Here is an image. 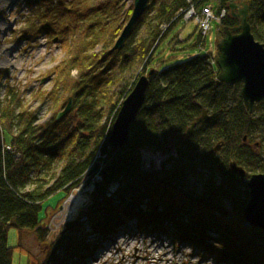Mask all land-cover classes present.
I'll return each instance as SVG.
<instances>
[{"label":"trees","instance_id":"obj_1","mask_svg":"<svg viewBox=\"0 0 264 264\" xmlns=\"http://www.w3.org/2000/svg\"><path fill=\"white\" fill-rule=\"evenodd\" d=\"M24 2L30 12L19 36L32 39L43 33L50 43L58 42L66 59L52 71L54 89L46 98H54L56 112L44 124L0 70V126L13 147L9 153L0 145V264H12L7 239L11 228L33 232L45 242L44 204L57 194L63 200L88 181L96 161L102 162L101 180L96 182L93 204L58 237L41 264H68L66 255L80 256L82 250L95 247L84 238L86 225L95 239L106 240L129 223L138 230L170 227L177 240L209 247L219 261L264 264V231L244 226L247 182L229 169L235 161L247 168L249 177L264 168L262 154H253L244 142L256 130L264 134V100L251 112L241 95L242 83L217 84L218 58L201 55L164 71L151 70L145 102L131 126L130 145L118 152L107 147L123 101L147 74L158 42L179 22L178 11L189 4L151 0L124 46L113 51L132 11L125 10V0ZM234 3L237 0H192L197 8L214 5L217 11L227 10L218 30L221 39L224 28L239 25L230 10ZM245 3L252 34L264 45V0ZM69 98L71 113L57 121ZM204 110L209 121L203 119ZM193 124L194 134L187 138ZM203 142L223 143L221 159L207 148L212 157L203 160L221 181L208 196L190 189L185 174L189 165L203 159L197 158ZM109 186L115 188L110 196Z\"/></svg>","mask_w":264,"mask_h":264},{"label":"rangeland","instance_id":"obj_2","mask_svg":"<svg viewBox=\"0 0 264 264\" xmlns=\"http://www.w3.org/2000/svg\"><path fill=\"white\" fill-rule=\"evenodd\" d=\"M125 4V10H132V15L134 0H125ZM206 7H212L215 10L214 5ZM181 11H178L176 17L181 18ZM29 12L30 9L24 0H0V70L6 72L5 82H9L20 90L24 104L30 111L37 114L39 124H44L50 121L56 112L53 107L54 98L52 96V98H46V96L49 93L52 94L54 89L55 75H52V71L66 59V52L58 42L50 43L43 33L36 34L37 36L32 39L19 36L18 33L25 27ZM218 24H214L213 29L204 37L199 34V26L196 21L183 22L180 20L177 22L170 34L166 35L156 45L147 68V74L151 70L164 71L196 56L210 55L214 60L218 58L217 44L221 40ZM161 29L164 30L165 28L162 27ZM64 110H60L57 116ZM204 112L206 113L205 116L208 117V111L204 110ZM203 119L206 121L204 117ZM190 129L191 127L188 131ZM244 138L246 146L253 154L257 156L262 154L264 165V134L256 130L252 136L249 135ZM196 142L199 143V141ZM205 143L203 142L198 147L201 156L197 155V158L203 159L189 165L188 171L185 170L190 189L200 196H208L215 187L221 184L217 173L211 169L212 166L208 161L204 162L206 161L204 159L207 155L212 157L207 152V148L208 151H213L216 159H221L223 143H209L208 146H205ZM0 145L3 152L10 153L13 151V147L9 144L8 138L6 139V134H4L1 126ZM218 146L220 148L216 151ZM144 154L147 155L148 152L144 151ZM98 162L96 161L94 166ZM99 163L98 171L94 175L88 176V181H83L66 198L61 200L62 194H57L46 201L41 214V217H45L48 212L44 221V225L47 227L45 242L40 241L33 232H21L15 228L9 229L7 239L9 247L12 248V264H41L49 254H52L58 237L69 231L70 224L79 220L80 216L87 212L90 205L93 204L92 195L96 191V182L101 180L98 173L101 170L102 162ZM232 163L236 162L229 163L230 171L243 183L248 182L252 175L263 174L264 172V168L258 169L257 173H251L252 175L248 177L247 168L237 164L245 171V176L240 178L234 173ZM239 186L242 190L244 184ZM246 188L249 196L250 190L247 183ZM114 191L115 188L109 186L106 193L110 196ZM243 193L240 192V194ZM112 199L114 203H117L116 197ZM85 221L86 219L83 220V222ZM132 226V223L126 224L123 232L113 233L104 240L103 238L95 239L97 235H93L90 232V226L86 225L85 231H83L84 238L87 243L94 244L95 247L92 246L88 252L82 250L80 256L69 257L66 255L65 257L70 260L68 264H229L226 261H219L216 258L217 253H214L211 248L208 250L209 247L200 249L198 246L179 242L174 237L175 233L170 227L163 230L160 226L153 227L152 225L149 226V230H138ZM244 226L248 230L254 228L264 231L263 228L248 221L244 223Z\"/></svg>","mask_w":264,"mask_h":264},{"label":"water","instance_id":"obj_3","mask_svg":"<svg viewBox=\"0 0 264 264\" xmlns=\"http://www.w3.org/2000/svg\"><path fill=\"white\" fill-rule=\"evenodd\" d=\"M151 0H134L132 15L118 38L113 51L120 50L132 30L147 11ZM232 15L239 20L236 28L226 27L223 29L224 37L218 43L219 57L217 67L219 75L217 84L235 85L242 83L241 95L243 100L249 105L252 112L255 105L264 100V45L256 41L251 31L249 20V7L244 2L234 3L230 6ZM153 72H150L152 75ZM149 87V76H142L136 82L132 92L123 101L120 110L112 126L111 133L107 141V147L118 152L126 149L130 145V130L140 109L142 108L147 90ZM72 110V99L63 112L57 116V121L63 119ZM203 117L206 121L209 118ZM196 125L193 124L187 133L191 137ZM218 146L215 150H219ZM234 173L240 178L245 176V171L231 164ZM100 168V163H96L90 170L88 176L94 175ZM249 188V199L244 208L246 220L264 229V172L254 174L247 182Z\"/></svg>","mask_w":264,"mask_h":264},{"label":"built area","instance_id":"obj_4","mask_svg":"<svg viewBox=\"0 0 264 264\" xmlns=\"http://www.w3.org/2000/svg\"><path fill=\"white\" fill-rule=\"evenodd\" d=\"M187 1L188 8L181 11V17L183 22L196 21L199 26V34L207 36V34L213 29L214 24H220L226 16V10L221 12L215 11L212 7L197 8L192 4V0Z\"/></svg>","mask_w":264,"mask_h":264},{"label":"bare ground","instance_id":"obj_5","mask_svg":"<svg viewBox=\"0 0 264 264\" xmlns=\"http://www.w3.org/2000/svg\"><path fill=\"white\" fill-rule=\"evenodd\" d=\"M185 1V0H184ZM226 13H228L227 12V10H226ZM239 21V20H238ZM238 166V165H237ZM143 208H145V205L142 203V205H141ZM245 208V207H244ZM180 242V241H179Z\"/></svg>","mask_w":264,"mask_h":264}]
</instances>
